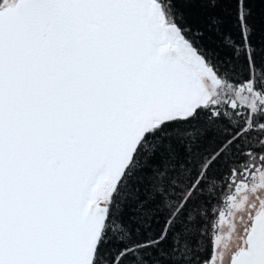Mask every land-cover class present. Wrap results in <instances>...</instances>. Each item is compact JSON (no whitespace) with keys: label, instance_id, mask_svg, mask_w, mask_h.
Here are the masks:
<instances>
[{"label":"snow or ice","instance_id":"1","mask_svg":"<svg viewBox=\"0 0 264 264\" xmlns=\"http://www.w3.org/2000/svg\"><path fill=\"white\" fill-rule=\"evenodd\" d=\"M256 2L0 0V264H264Z\"/></svg>","mask_w":264,"mask_h":264},{"label":"trees","instance_id":"2","mask_svg":"<svg viewBox=\"0 0 264 264\" xmlns=\"http://www.w3.org/2000/svg\"><path fill=\"white\" fill-rule=\"evenodd\" d=\"M227 9H221V13L222 14H226L227 13ZM254 12L257 15V17L260 16V14L264 13V5H261L259 3V0H257V2L254 4ZM191 22L193 24V27H198L201 24V21L199 19H197L196 16H193L191 18ZM231 29L228 27V25L225 26V31H230ZM220 41H221V36L219 34H210L208 35L205 40L204 43L210 45V46H214L216 48H220Z\"/></svg>","mask_w":264,"mask_h":264}]
</instances>
